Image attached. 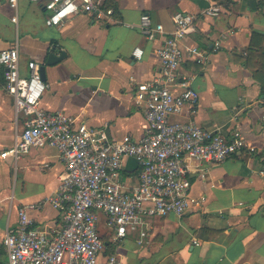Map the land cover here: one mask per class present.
Here are the masks:
<instances>
[{"label": "crops", "instance_id": "obj_1", "mask_svg": "<svg viewBox=\"0 0 264 264\" xmlns=\"http://www.w3.org/2000/svg\"><path fill=\"white\" fill-rule=\"evenodd\" d=\"M102 1L114 10L110 21L78 14L55 28L45 25L39 5L17 0L13 9L8 0H0V51L17 42L21 77L28 76L29 61L41 64L51 53L64 54L46 68L49 88L40 101L45 111L83 120L89 127L106 126L111 139L140 138L146 122L135 103V86L158 75L161 45V40L141 36L136 28L140 17L148 15L153 25L162 24L169 32L174 13L198 15L219 4L220 15L197 20L196 32L183 45L210 51L220 41V49L204 66L183 63L178 74L191 78L198 94L193 120L200 128L226 136L237 129L256 149L214 166L188 160L189 212L182 218L151 219L140 244L138 233H131L106 252L117 254L121 264H264V178L259 174L264 170V0ZM135 48L142 50L140 61L132 57ZM187 119L185 114L170 118ZM21 126L20 118L15 122L13 99L0 83V264L7 260L4 234L16 225L18 209L53 196L65 170L48 147L32 149L14 162L7 152ZM137 172L135 162L124 159L126 184H136ZM29 216L41 228L58 222L57 211L47 203Z\"/></svg>", "mask_w": 264, "mask_h": 264}, {"label": "built area", "instance_id": "obj_2", "mask_svg": "<svg viewBox=\"0 0 264 264\" xmlns=\"http://www.w3.org/2000/svg\"><path fill=\"white\" fill-rule=\"evenodd\" d=\"M26 1L42 8L47 27L58 28L78 14L97 22H108L114 16L113 8L102 0ZM8 2L16 9L17 0ZM221 11V5L214 4L198 15L174 13L169 32L162 24L153 25L148 15L140 17L136 28L141 36L146 41L161 40L156 50L158 75L135 86V103L142 107L146 122L140 138L111 139L106 126L89 127L83 120L45 111L40 101L49 85L41 80L40 64L29 61L28 76L21 77L17 42L0 51V83L13 99L15 122L20 118L22 124L7 153L16 162L32 149L52 148L65 169L53 196L18 209L16 225L8 227L3 238L5 264H121L117 254L106 252L109 247L131 233H138L136 243L140 244L151 219L182 218L189 212L188 160L214 166L243 152H256L237 129L226 136L200 128L193 120L198 94L190 86L191 78L178 74L183 63L204 66L210 54L220 49V41L210 51L186 47L183 41L196 32L197 20L215 18ZM132 57L140 61L142 50L135 48ZM183 114L186 121L170 120ZM126 158L138 170L132 186L121 177ZM259 174L264 178L263 169ZM45 203L57 211L58 222L41 228L29 212ZM101 218L107 234L100 231Z\"/></svg>", "mask_w": 264, "mask_h": 264}, {"label": "water", "instance_id": "obj_3", "mask_svg": "<svg viewBox=\"0 0 264 264\" xmlns=\"http://www.w3.org/2000/svg\"><path fill=\"white\" fill-rule=\"evenodd\" d=\"M63 58H64V54H60V56H57L53 53L49 54L46 57L45 61L41 63L39 66V72L42 82L46 81V68L55 66Z\"/></svg>", "mask_w": 264, "mask_h": 264}, {"label": "rangeland", "instance_id": "obj_4", "mask_svg": "<svg viewBox=\"0 0 264 264\" xmlns=\"http://www.w3.org/2000/svg\"><path fill=\"white\" fill-rule=\"evenodd\" d=\"M100 231H101L102 233L107 234L106 230H105L104 227H103V218L100 219ZM105 236H106V235H105ZM105 236H104V239L106 238ZM105 240H106V239H105Z\"/></svg>", "mask_w": 264, "mask_h": 264}]
</instances>
